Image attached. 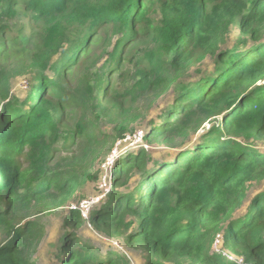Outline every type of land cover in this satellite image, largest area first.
<instances>
[{"label": "trees", "instance_id": "1", "mask_svg": "<svg viewBox=\"0 0 264 264\" xmlns=\"http://www.w3.org/2000/svg\"><path fill=\"white\" fill-rule=\"evenodd\" d=\"M165 95L164 155L116 156L89 218L127 249H96L68 202ZM262 147L264 0H0V264H264Z\"/></svg>", "mask_w": 264, "mask_h": 264}, {"label": "rangeland", "instance_id": "2", "mask_svg": "<svg viewBox=\"0 0 264 264\" xmlns=\"http://www.w3.org/2000/svg\"><path fill=\"white\" fill-rule=\"evenodd\" d=\"M31 27H32V25H31ZM28 28H29V32H30L29 25H28ZM32 38H34V36ZM17 45H19L21 47L24 46V48H26L28 50L33 49L37 46L36 44H34L32 42V40H28V38H26L24 40L23 44L17 43ZM17 65H18V63H17L16 59L8 60L6 63V67H9V68H14ZM28 79H29L28 77H19L18 79H16V81H13V91L20 98L24 99L29 92V89H30V83H29L30 81L29 80L30 79L29 80ZM166 96L167 95H165V97L161 98L160 100L155 101V103L151 105L152 107L149 108V110L146 112L144 120L139 122L138 124L134 125V130H136L134 134H136L137 131H144V132L147 131V129L149 128L148 122L152 118L155 117L156 110L158 109V107L161 104H165V101L168 99V97H171V96H168V97H166ZM144 105H143V107H144ZM207 125L208 124H206V126ZM108 130L110 131V128ZM134 134H129V135L132 136ZM126 140H127V138H126ZM126 140L124 142L127 144L124 146L121 145L123 142H120V141L115 145V147L110 145L104 151L103 159H100V161L96 164L95 170H97V171L99 170L102 173V177H101L99 184H98V187L100 188L102 193H96V191H94V193H93V194H95L94 197H91L93 195H92V193H90L87 195V197L83 198L82 197L84 195L83 190L78 191L76 200H71L68 202V205H71L70 209H76V208L80 209L81 206L85 202H91L90 199H93V198H96V199L98 198L94 202V203H96L95 206H100L101 204L104 203V201L106 200L105 190L110 189L111 170L115 165L114 158L116 156L119 158L122 153H127V154L132 153V151L138 150L137 147H139L140 145L146 146V149H148V150H152L154 152L156 158H159V157L162 158L161 156H163L165 153V151L162 149L156 150L155 146L154 147L148 146L145 141H143L142 143H140V142H134L133 143V142H129ZM135 148H137V149H135ZM260 150H262L264 152V147L260 148ZM93 187L94 186H92V184L89 183L86 186L85 191H92ZM76 201L78 203H76ZM67 211H68L67 209H61L56 214L50 213V214L45 215V216H47L49 224L51 225L50 228L46 229V233L48 234L47 235V242H48L49 238L51 237V235H52V237H55L56 233H54V232L61 227L62 223L65 220L64 217H65ZM83 218L86 221L82 224V226L79 228L78 231H79L81 236H85L87 238H92L94 243L98 242L96 245V249H113V250L123 251V249H115V247L112 244L107 245V243H111V241L113 242L114 245H118V246H121L122 248L124 247V249H127L126 246L124 245L123 240L113 241V240L109 239L105 234L98 232L96 230V228L94 227V225L89 221V216L87 219L84 216H83ZM34 219H35V221L36 220L39 221L38 218H34ZM47 225H48V222H47ZM1 241H2V239L0 240V242ZM44 244L45 243H43V245ZM108 247H111V248H108ZM45 250L46 249H41L42 252H44ZM105 253H106V251H105ZM228 254L230 255V252ZM36 258H38V255L36 256ZM48 260H49V257L45 253L43 255V258L41 259V263L46 264L48 262ZM139 263L142 264V259H140Z\"/></svg>", "mask_w": 264, "mask_h": 264}, {"label": "built area", "instance_id": "3", "mask_svg": "<svg viewBox=\"0 0 264 264\" xmlns=\"http://www.w3.org/2000/svg\"><path fill=\"white\" fill-rule=\"evenodd\" d=\"M144 136H145V132L144 131H137L136 134L132 135V136H128L127 137V140L126 141H129V142H140L142 143L144 141ZM141 146V145H140ZM91 202H85L81 208L79 209L81 214L87 219L88 216L90 218V214H91V211L93 209V204L95 202V200L93 199H90ZM115 241V240H113ZM222 243H223V238L222 236H218L217 237V241H216V247H217V250H219L221 247H222ZM113 245L115 247V249H123L121 246H118V245H114L113 242L111 241V243H107V245Z\"/></svg>", "mask_w": 264, "mask_h": 264}]
</instances>
